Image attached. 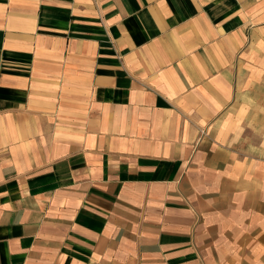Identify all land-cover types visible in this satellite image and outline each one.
I'll return each instance as SVG.
<instances>
[{"label":"crops","instance_id":"crops-1","mask_svg":"<svg viewBox=\"0 0 264 264\" xmlns=\"http://www.w3.org/2000/svg\"><path fill=\"white\" fill-rule=\"evenodd\" d=\"M0 264H264V0H0Z\"/></svg>","mask_w":264,"mask_h":264},{"label":"rangeland","instance_id":"rangeland-1","mask_svg":"<svg viewBox=\"0 0 264 264\" xmlns=\"http://www.w3.org/2000/svg\"><path fill=\"white\" fill-rule=\"evenodd\" d=\"M256 263H257V261H256Z\"/></svg>","mask_w":264,"mask_h":264}]
</instances>
